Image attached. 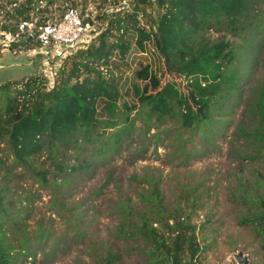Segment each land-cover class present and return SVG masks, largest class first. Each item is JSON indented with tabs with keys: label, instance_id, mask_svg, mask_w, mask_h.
Listing matches in <instances>:
<instances>
[{
	"label": "rangeland",
	"instance_id": "rangeland-1",
	"mask_svg": "<svg viewBox=\"0 0 264 264\" xmlns=\"http://www.w3.org/2000/svg\"><path fill=\"white\" fill-rule=\"evenodd\" d=\"M131 2L0 0L5 8L4 13L0 10V32H4L3 28L14 30V22L21 18L13 16L16 8L23 10L27 6H30L28 15L40 21L57 17L66 6L76 7L83 16L88 7L95 6L97 14L105 15V21H99L98 29L102 32L115 14L126 16L135 11ZM137 7L138 25L147 30L157 12L146 4ZM222 35L208 29L201 38L217 42ZM225 36L226 40L240 44L239 40ZM114 39L110 37L108 42ZM137 41L138 34L130 28L123 37L128 48L123 54L114 49L106 64L103 60L90 61L93 70L101 72L105 80H112L119 97L112 114L106 110V100L97 101L96 126L88 140L77 135L53 150L45 147L33 158L30 169L16 165L7 143L4 139L0 141V190L7 212L3 227L17 238H25L31 254L20 264H98L108 251L114 254L111 264H145L133 250V242L115 236L119 216L115 204L126 197L135 203V194L147 189L148 182L154 180L168 208L179 204L190 213L201 249L196 264H237L233 256L238 252L248 259V264H264L254 232L237 223L246 210L240 199L244 183L259 188L264 184L263 143L252 138L258 123L249 107L257 86H264V68L260 63L264 45L259 47L256 67L248 65L252 49L238 51L239 57L249 61L235 60L227 74L235 71L240 77V87L229 91L222 85L231 97L220 106L212 105L210 124L202 129H184L176 117L158 120L157 116L148 115L146 107L138 105L132 86L134 83L143 86L151 78L142 75L133 80L137 72L147 67L157 79L162 78V84L171 80V76L152 41L143 43V52ZM93 44L97 47L98 40ZM26 47L22 43L9 49L0 61L3 67L0 87L11 84L10 96H16L23 84L34 78L50 91L54 83L63 79L69 78L72 84L86 76L79 65L72 75L75 64L86 62L80 55L53 68L50 71L53 82L46 83L43 67L38 60L27 58ZM150 91L148 88L147 92ZM133 104L135 109L125 110L124 105ZM0 126L1 137L6 125ZM99 148L106 153L102 157L96 155ZM86 160L92 165L80 172L71 171V166H83ZM41 173L45 174L46 182L36 181Z\"/></svg>",
	"mask_w": 264,
	"mask_h": 264
},
{
	"label": "trees",
	"instance_id": "trees-1",
	"mask_svg": "<svg viewBox=\"0 0 264 264\" xmlns=\"http://www.w3.org/2000/svg\"><path fill=\"white\" fill-rule=\"evenodd\" d=\"M132 1L135 11L126 16L115 14L99 35L98 46L94 48L93 44L76 55L86 60L75 64L72 70L73 75L78 71L76 66L84 69L86 76L81 81L70 84L69 78L60 79L47 91L34 78L23 84L16 96L9 94L11 84L0 87V123L6 125L0 141L4 139L7 143L16 165L30 169L33 158L43 148L53 150L59 144H67L77 138V135L88 140L96 126L98 100H106V110L110 114L114 112L118 91L112 80H105L101 72L90 67V61L103 60L106 64L114 49L123 54L128 49L123 37L130 28L138 34L140 52L144 51L143 43L152 41L163 60L165 71L171 76V80L162 84V78L157 79L147 67L137 72L133 80L142 75L151 78L143 86L136 83L132 86L138 105L146 107L148 115H155L158 120L176 117L184 129L207 127L212 105L220 106L222 101L231 97L229 91L239 89L240 77L235 71L227 74L235 60L249 61L238 56L239 50L252 49L248 65L257 66L255 58L259 47L264 45V8H261L264 0ZM138 4H146L157 12L147 30L138 25ZM29 11L30 6H27L23 10L16 8L15 13L18 17L28 18ZM104 16H99L98 20L105 21ZM208 29L223 33L219 41L202 40L203 31ZM225 35L239 40L240 44L226 40ZM110 37L115 38L114 41L108 42ZM260 63L264 68V57ZM183 82L185 86L181 85ZM222 85H226L229 91H225ZM135 106L124 105L127 111L135 109ZM249 107L258 123L252 138L263 143L261 150L264 151V86H257ZM118 125L115 124L116 127ZM104 153L100 149L96 155L102 157ZM91 165L89 160L83 166H71V171L80 172ZM36 181L46 182L45 174L41 173V178H36ZM148 185L147 189L142 188L135 194V203L127 197L116 202L119 216L115 236L133 242V250L140 254L145 264H196L201 249L190 213L179 204L168 208L156 180L148 182ZM242 193L241 205L246 210L237 218V223L252 229L264 255V184L259 188L245 182ZM6 214L0 190V264H20L31 254L25 246V238H17L4 229ZM113 259L114 254L108 251L98 264H111Z\"/></svg>",
	"mask_w": 264,
	"mask_h": 264
},
{
	"label": "built area",
	"instance_id": "built-area-1",
	"mask_svg": "<svg viewBox=\"0 0 264 264\" xmlns=\"http://www.w3.org/2000/svg\"><path fill=\"white\" fill-rule=\"evenodd\" d=\"M94 9L95 6L88 7L86 15L83 16L76 7L66 6L57 17H50L46 21H40L32 15L18 18L13 25L14 30L4 29V32H0V43H17L19 46L23 43L27 46L28 49L24 51L27 58L30 61L38 60L43 67L42 76L45 82L52 83L54 77L50 75V71L68 62L78 53L86 51L101 34L98 17L103 14H97ZM0 10L4 13L5 8L0 5ZM55 85L54 83L53 86Z\"/></svg>",
	"mask_w": 264,
	"mask_h": 264
},
{
	"label": "water",
	"instance_id": "water-1",
	"mask_svg": "<svg viewBox=\"0 0 264 264\" xmlns=\"http://www.w3.org/2000/svg\"><path fill=\"white\" fill-rule=\"evenodd\" d=\"M28 41H29V39L27 40V42ZM18 46H19V44H17V43H13L10 45H7L5 43H0V61L3 59L4 53L7 52L10 49V47L15 48ZM1 67L2 66H0V68ZM233 258L237 264H248V259L245 256H243V254L241 252L234 254Z\"/></svg>",
	"mask_w": 264,
	"mask_h": 264
}]
</instances>
